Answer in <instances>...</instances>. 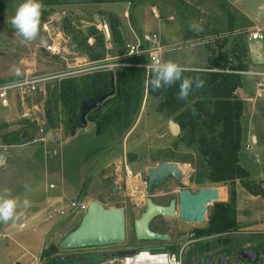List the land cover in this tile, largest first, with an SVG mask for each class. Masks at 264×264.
Here are the masks:
<instances>
[{
  "label": "rangeland",
  "instance_id": "rangeland-1",
  "mask_svg": "<svg viewBox=\"0 0 264 264\" xmlns=\"http://www.w3.org/2000/svg\"><path fill=\"white\" fill-rule=\"evenodd\" d=\"M235 1L136 0V29L140 27L141 19L140 32L143 36L158 35L164 48V60H172L185 67L206 66L209 50L205 41L212 42L221 33L225 35L224 29L230 19L237 22L236 28L242 29L249 24L240 8L245 0ZM22 2L23 0H0V83L22 78L21 61L33 55L38 74L41 75L63 74L75 65V61H89L83 54L70 50L67 31L70 27L84 30L88 25L104 22L107 19L104 12L113 13L111 10L114 9L118 11L116 16L124 29L126 41L133 43L127 30L130 21L123 16L127 1H65L61 4L45 5L46 0H41L42 12L46 10L48 13L41 21L39 34L31 41H24L10 23ZM246 2L255 12L264 4V0ZM154 9H157L159 17L155 15ZM171 15L173 18L169 19ZM43 22H49V25L58 27L63 32L67 40L64 58L53 57L40 47L44 41L41 29ZM244 37L245 34L237 33L229 38L226 34V52L230 58H233L234 45L245 43ZM89 39L88 43L93 44V38ZM108 48H112L111 42ZM141 48H149L148 42L143 41ZM144 54L146 59V53ZM105 59L107 60L102 64L107 65L105 70L111 71L113 75L123 67L122 55L107 54ZM253 76L258 77L261 74ZM63 78L68 77L49 80L45 87L52 86L54 81ZM243 80L247 82L248 76H244ZM25 98L22 106L9 92L8 105L3 106L0 103V135L23 128V132L32 137V141L25 144L0 145V158L4 159V163L0 165V186H5L20 201L16 216L8 222H0V233L8 235L0 238V264H40L38 259L42 249L51 244L57 245L67 232L79 224L84 214L82 211L69 213L71 201L88 204L90 199L107 209L125 207L131 210V207H136L134 216L138 219L145 209L147 171L163 161L178 163L185 174L184 184L193 191L204 186L218 187L220 201H223L229 191V184H213L205 178V158L209 150L199 145L197 140L209 136L206 128H201L196 135V141L192 143L187 130L173 134L170 122H176L175 116L178 113L163 106V90L154 91L149 82L145 81L143 99L133 123L122 133H116L112 128L99 134L97 126L87 120L81 127L69 130L64 126L60 108L53 113L55 126L51 128L46 117V90L44 94H29ZM23 113L27 116L22 117ZM24 120L32 126L25 125ZM247 130L246 124L240 163L250 172L254 181L264 186V160L258 162L257 157L248 151L245 145ZM258 131L264 133V126H260ZM126 165L130 166L134 174L124 171ZM237 183L241 209L240 217L236 216L239 227L228 232L226 236L247 239L246 241L255 237L264 240V222L251 219V215L264 217V199L250 194L240 182ZM173 189L179 188L169 179L156 186L154 193ZM135 192L136 205L133 204L135 200H132L134 195H128ZM168 198L158 197L156 201L166 204ZM24 200L29 201L27 208L23 207ZM214 203L209 204L206 219L200 224L162 220L165 221L164 226L166 229L169 225L180 226L181 236L187 238L191 227L201 228L207 225ZM216 238H211V242ZM166 243L159 240H136L135 249H160L166 247ZM130 248L132 247L126 242L106 247L71 250L57 248L56 254L59 257H74L75 260L71 263L69 261L64 264H79L81 262L76 260L78 258H83L84 262H101L112 258L113 253L120 251L118 249ZM233 262L238 264L234 259Z\"/></svg>",
  "mask_w": 264,
  "mask_h": 264
},
{
  "label": "trees",
  "instance_id": "trees-1",
  "mask_svg": "<svg viewBox=\"0 0 264 264\" xmlns=\"http://www.w3.org/2000/svg\"><path fill=\"white\" fill-rule=\"evenodd\" d=\"M65 1L111 3L128 0H46L44 4L56 5ZM47 13L46 10L42 12L41 21ZM104 15L107 16L104 22L108 23L111 31L112 48L107 47L105 36L96 25H88L84 30L73 27L68 29V47L71 51L83 54L89 61L104 59L107 54L125 55L129 52L128 43L116 14L104 12ZM89 38H93V44L88 43ZM206 44L210 52L209 65L206 69L217 70L185 72L183 74L185 76L199 75L204 81V86L198 90L194 88L187 101L177 98L179 82L164 88L162 89L163 106L178 113L175 120L181 130L189 132L191 143L196 141V135L201 128H206L209 134L208 137L204 136L197 140L199 145L209 150L205 158L207 165L205 178L213 184H229L230 188L228 200L214 203L207 225L197 228L196 233L198 236H222L239 227L236 220L237 182H240L252 195L264 199V186L254 181L250 172L240 163L244 101L236 93L243 86V81L242 74L235 71H255L257 66L247 60L246 43L234 45L233 58H230L225 50L227 44L225 38H214L212 42ZM123 61L142 63L145 61V55L128 57ZM144 85V70L131 66L120 68L114 75L109 70H102L54 81L52 86H46L47 121L50 127L54 128L53 113L60 108L64 126L69 130L82 126L83 121L87 120L97 126L99 134L112 128L116 133H122L131 126L141 106ZM106 95L107 97L98 106L84 111L86 104L100 100ZM209 103L211 104L207 107ZM193 108L195 113L192 111ZM23 123L32 126L26 120ZM29 141H32V137L23 132V128L0 135V145H18ZM57 248L58 245L53 244L43 248L39 257L40 264L72 262V260H61L56 254ZM76 260L81 263H91L84 262L83 258Z\"/></svg>",
  "mask_w": 264,
  "mask_h": 264
},
{
  "label": "water",
  "instance_id": "water-1",
  "mask_svg": "<svg viewBox=\"0 0 264 264\" xmlns=\"http://www.w3.org/2000/svg\"><path fill=\"white\" fill-rule=\"evenodd\" d=\"M106 97L107 95L100 100L89 102L86 104L84 111L98 106ZM170 128L173 134H179L181 131L179 124L173 121L170 122ZM147 172L148 193H151L155 186L165 182L170 177L176 178L182 187H186L182 182L184 174L176 162L163 161L157 166L149 168ZM179 198V219L185 222L200 224L206 219L209 204L220 202V192L218 187L201 188L197 193H192L190 189L185 188L180 193ZM158 215L174 217L176 215L175 200H172L169 206L158 205L149 201L147 210L135 222L136 238L138 240L160 241L167 239L166 234L154 232L149 227L152 219ZM126 240V215L124 209H107L99 202L93 201L87 205L79 224L67 232L57 245L62 250H71L125 244ZM133 252L132 250L117 251L113 253V256H125ZM243 253L246 256H250L251 254L256 255V253L250 250H245ZM60 258L65 261L74 259V257L64 256ZM252 261H257V259H252ZM219 264H227L225 257L219 259Z\"/></svg>",
  "mask_w": 264,
  "mask_h": 264
},
{
  "label": "built area",
  "instance_id": "built-area-1",
  "mask_svg": "<svg viewBox=\"0 0 264 264\" xmlns=\"http://www.w3.org/2000/svg\"><path fill=\"white\" fill-rule=\"evenodd\" d=\"M96 27L104 34L106 44H108L111 40V31L107 22H101L96 24ZM42 33L44 41L40 45L44 52L50 54L53 57L64 58L65 53V43L66 38L63 32L58 30V27H52L49 25V22L42 23ZM226 37V34H220L216 36V38L223 39ZM159 37L156 34L152 35V38L147 37L146 41L151 42L152 46L147 48L146 50L142 49V45L131 47L129 52L125 55H122L123 59L133 56L145 55L147 58L142 63H129L124 62L122 65L131 66V67H139L144 70L145 81L148 83L150 79L149 66L151 65L154 57H160L163 59V51L164 48L160 44L158 39ZM251 38L253 39H262L263 35L260 31H256L251 34ZM158 39V40H157ZM214 38L212 39V41ZM206 41L205 43H208ZM89 43H91L89 39ZM106 58V57H105ZM101 59L97 61H86L79 62L80 60L75 61V65L67 70L66 73L63 74H38V70L36 67L35 56H30L21 61L22 63V78L0 83V103L3 106L8 105L7 95L11 92L13 98L20 101V104L24 105L25 97L29 94L36 93H45L46 90V82L49 80L59 79L62 77H74L80 76L87 73H91L94 71H102L105 70L107 65L102 64L107 59ZM120 65V63H119ZM217 69H205V71H216ZM230 71V70H227ZM239 74H249V71H235ZM255 73V72H254ZM258 74V73H255ZM27 116L25 113L22 114V117ZM88 204L83 203L81 201H71L69 213H77V211L85 212ZM60 214L64 215L63 211H60ZM134 251L133 253L126 254L125 256H113L105 261L101 262H91V263H79V264H184L183 259V251L182 250H173V249H131Z\"/></svg>",
  "mask_w": 264,
  "mask_h": 264
},
{
  "label": "crops",
  "instance_id": "crops-1",
  "mask_svg": "<svg viewBox=\"0 0 264 264\" xmlns=\"http://www.w3.org/2000/svg\"><path fill=\"white\" fill-rule=\"evenodd\" d=\"M125 4H126V9L124 10L123 16L126 20L129 19L130 21L127 26L128 27L127 30L129 31L130 36L133 38V43L131 44L128 42L127 43L129 46L136 48V46H138L139 44L142 45L143 41H146L147 37L152 38V36L151 35L143 36L141 34L140 32L141 19H139L140 27L138 26L136 29V6H135L136 0H128ZM262 6H264V4ZM240 8L243 11L246 19L249 21V24L244 25L242 29H240L241 27L236 28L237 22L230 19L227 21L228 25H226L225 29L223 27V29L226 30L225 34L229 35V38H232L237 33L245 34L244 38H245V43L248 49L247 60L250 63L256 64L257 68L253 72L258 73L259 75L261 74V76H258V77H255L250 74H242L243 86L239 88L236 92L237 95L244 101V113L242 116V126H243L242 148L244 145V138L246 137L245 136V126L247 124L248 134H247L245 145L247 149H249L248 151H251L257 157V161L261 162V159L264 160V133L259 132L258 130L260 129V126H264V9H262V7L260 6V8L258 7V12H255V10H252L253 8L251 7L249 3L246 2V0L243 3V7H240ZM111 11L114 14H117L118 12L116 9L111 10ZM154 11H155V15L159 17L157 9H154ZM172 18L173 16L171 15L169 19H172ZM217 27H219V25ZM121 30L126 38L124 29H121ZM258 30L263 35V38L262 39L251 38V34ZM221 34H224V33H221ZM148 46L151 47L152 43L148 42ZM227 49H228V46L225 48V50ZM209 56H210V52H209ZM209 56H208V61L206 62V66L195 67V68L187 67V68L195 69V70H205L206 67L209 65ZM244 76H248L247 82L243 80ZM2 146H6V145H2ZM3 163H4V159L0 158V165H2ZM5 189H6L5 186H0V191H3ZM236 189H237V217H240L241 209H240V202H239V183H237ZM227 200H228V191L223 201H227ZM90 202L91 201L89 199L88 204ZM249 215L250 214L248 213V216ZM251 217L253 221L256 220V221L264 222L263 216L253 217L251 215ZM4 236L7 237L8 235L6 233L4 234L0 233V238H3Z\"/></svg>",
  "mask_w": 264,
  "mask_h": 264
},
{
  "label": "flooded vegetation",
  "instance_id": "flooded-vegetation-1",
  "mask_svg": "<svg viewBox=\"0 0 264 264\" xmlns=\"http://www.w3.org/2000/svg\"><path fill=\"white\" fill-rule=\"evenodd\" d=\"M85 121L86 120H84V122ZM124 171L127 172L128 174H134V171L130 169L129 165L125 166ZM184 178H185V174H184ZM169 179H172L179 189H173L162 193H154L156 188L155 186L152 192L148 193L147 190L148 186H147L145 209L143 210V212H141L139 218L147 210L149 201H152L153 203L158 205L169 206L171 204V201L175 200L176 215L174 217L158 215L152 219L149 227L154 232L167 235V239L160 240L167 242L166 247L168 246L173 250L183 251L184 264H219V259L221 257H225L227 264H234L233 259L238 264H264V240L260 237H255L254 239H248V241H246L247 239L231 238L230 236H226L229 233H225L222 236H218V235L198 236L196 233V229L198 227H191L190 230H188V234L186 235L187 238H183V236H181L182 230L180 226L176 225L170 227L169 225L168 226L169 228L166 229V227L164 226L165 221L168 220H173L176 222L180 221L178 217V212L180 209L179 197L182 190L188 188L192 193H197L201 189L200 188L197 191H193L191 188L187 186L182 187L176 178L170 177L167 180ZM206 187H214V186H206ZM206 187L204 186L202 188H206ZM128 195L131 196L134 195L132 200H135V202L133 201V204L136 205V192L134 194L128 193ZM158 197H167V198L169 197V198L166 204H162L160 201H156V198ZM120 208L124 209L126 215V237H127L126 242H128L129 246L132 248L127 250L124 249H118V250L128 251L131 249H135L136 240H138L136 238V230H135L136 216H134L135 214L134 210L136 209V207H131V210H128L125 207H120ZM162 220L165 221L163 222ZM214 237H217L216 240H214V242H211L212 240L210 239ZM243 242H247V243H243ZM161 248H165V247H160V249ZM245 250L253 251L254 253H256V255L251 254L250 256H246L245 253H243V251ZM255 258L257 259V261L253 262L252 259Z\"/></svg>",
  "mask_w": 264,
  "mask_h": 264
},
{
  "label": "clouds",
  "instance_id": "clouds-1",
  "mask_svg": "<svg viewBox=\"0 0 264 264\" xmlns=\"http://www.w3.org/2000/svg\"><path fill=\"white\" fill-rule=\"evenodd\" d=\"M264 9V6H261ZM43 4L41 0H23L18 6L15 15L10 23L16 31L24 38V41L34 40L39 34ZM150 80L149 84L154 91L170 87L179 82V92L177 98L187 101L193 89H200L204 86V81L199 75L185 76L189 69L172 60H162L160 57H154L149 66ZM250 75L255 73L249 70ZM195 113V109H192ZM20 201L12 193L5 189L0 191V222H8L16 216V210ZM29 201H23V207L27 208Z\"/></svg>",
  "mask_w": 264,
  "mask_h": 264
},
{
  "label": "bare ground",
  "instance_id": "bare-ground-1",
  "mask_svg": "<svg viewBox=\"0 0 264 264\" xmlns=\"http://www.w3.org/2000/svg\"><path fill=\"white\" fill-rule=\"evenodd\" d=\"M219 192H220V189H219Z\"/></svg>",
  "mask_w": 264,
  "mask_h": 264
}]
</instances>
